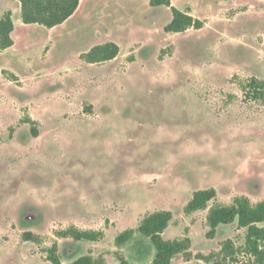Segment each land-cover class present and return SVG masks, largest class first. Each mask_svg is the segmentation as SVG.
Wrapping results in <instances>:
<instances>
[{
  "label": "rangeland",
  "instance_id": "1",
  "mask_svg": "<svg viewBox=\"0 0 264 264\" xmlns=\"http://www.w3.org/2000/svg\"><path fill=\"white\" fill-rule=\"evenodd\" d=\"M149 2L80 0L47 29L0 0L14 25L0 50V264H50L54 244L62 264H151L154 247L136 230L159 211L172 215L162 238L191 244L170 264H261L246 229L220 225L209 239L206 218L235 198L264 201V104L242 91L264 82V0H171L203 23L181 33L166 32L170 9ZM109 42L114 60H81ZM206 189L216 198L185 214ZM70 229L100 236H60Z\"/></svg>",
  "mask_w": 264,
  "mask_h": 264
},
{
  "label": "trees",
  "instance_id": "2",
  "mask_svg": "<svg viewBox=\"0 0 264 264\" xmlns=\"http://www.w3.org/2000/svg\"><path fill=\"white\" fill-rule=\"evenodd\" d=\"M20 4V17L25 25H38L47 29H53L65 23L77 11L80 0H16ZM150 6H166L170 9L172 20L165 27L166 32L181 33L190 28L201 29L203 23L187 13H182L172 6L171 0H150ZM14 25L10 12L0 19V50H6L13 46L11 34ZM119 54V47L114 43H105L92 47L80 58L87 64H100L114 60ZM245 99L264 104V82L254 78L250 79L242 87ZM34 123V122H33ZM34 137L37 131L31 129ZM216 198L214 189L199 190L193 193L192 198L184 208L185 214L205 210L210 201ZM172 220V215L167 211L154 212L147 215L138 226L136 232L148 238L154 247L155 255L151 264H170L172 259L180 254H187L190 249V240L166 241L162 233L167 229ZM209 231L207 238L213 239L216 229L220 225L237 223L238 228L246 229V239L249 253L257 262L264 264V201L255 205L245 197L235 198L231 205H218L211 207L207 214ZM134 231L129 230L116 238L118 247L126 244L133 236ZM61 237H69L75 241H96L100 234L96 232H81L75 229L62 232ZM25 241L35 239L31 233H24ZM57 246L54 244L49 250L47 260L50 264H62L56 254ZM119 264H130L119 257ZM69 264H94L89 256L78 258Z\"/></svg>",
  "mask_w": 264,
  "mask_h": 264
},
{
  "label": "crops",
  "instance_id": "3",
  "mask_svg": "<svg viewBox=\"0 0 264 264\" xmlns=\"http://www.w3.org/2000/svg\"><path fill=\"white\" fill-rule=\"evenodd\" d=\"M68 20H69V19H68ZM68 20H67V21H68ZM67 21H66V22H67ZM66 22H65V23H63V24H62V25H60V26H57V27H62V26H64V25L66 24ZM57 27H55V28H57Z\"/></svg>",
  "mask_w": 264,
  "mask_h": 264
}]
</instances>
